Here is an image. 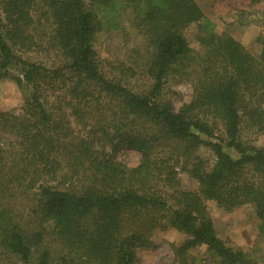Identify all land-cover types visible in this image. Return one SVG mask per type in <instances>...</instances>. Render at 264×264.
Segmentation results:
<instances>
[{"label": "trees", "instance_id": "obj_1", "mask_svg": "<svg viewBox=\"0 0 264 264\" xmlns=\"http://www.w3.org/2000/svg\"><path fill=\"white\" fill-rule=\"evenodd\" d=\"M38 3L53 24L61 67L27 62L14 51L38 47L30 34ZM119 10L130 11L144 37L142 73L152 82L144 93L107 78L94 49L99 32L118 26ZM192 25L200 53L185 35ZM216 27L195 0H0V82L10 75L30 89L19 114L0 111V262L8 256L14 264H135L153 247L156 230L175 229L188 237L173 249L180 264L200 246L219 264H257L217 235L207 202L224 211L251 204L264 221V148L241 135L243 126L264 129V36L256 57ZM13 63L23 67L20 77L10 74ZM112 70L121 78L135 72L125 63ZM173 80L191 81L194 89L178 113L160 98ZM49 91L67 94L78 124L95 120L89 123L96 142L78 138L66 116L48 110ZM209 118L222 123L226 146L240 158L210 143L214 165L196 162L191 171L198 190L164 189L165 181L174 187L172 173L152 166L154 151L172 141L190 158L202 135H213ZM108 144L112 152H139L140 164L117 161Z\"/></svg>", "mask_w": 264, "mask_h": 264}, {"label": "rangeland", "instance_id": "obj_2", "mask_svg": "<svg viewBox=\"0 0 264 264\" xmlns=\"http://www.w3.org/2000/svg\"><path fill=\"white\" fill-rule=\"evenodd\" d=\"M195 2L204 15L215 22L218 34L228 33L252 55L256 57L260 55L262 46L257 40L264 36V0H195ZM46 11L47 8L42 3H38L32 12L33 25L30 34L35 37L38 47L22 51L15 48L14 51L27 62L38 63L53 69L63 66L65 59L53 44L54 27ZM239 20H243L246 24L240 25ZM117 25L113 29L105 28L94 40V49L103 63L102 70L107 78L120 81L134 92L144 93L152 85V82L142 73V66L145 62L143 56L146 57L147 53L144 37L132 24V15L129 10H119ZM196 31L197 26L192 25L186 30L185 35L193 50L200 53L201 48L196 41ZM120 63H125L128 68L135 70L134 76H131L132 72H127V76L121 78L117 72L112 70V67H117ZM22 69L21 65L13 63L10 65L9 72L12 76L20 77ZM29 94L28 86L25 85L20 89L13 77L10 75L4 77L0 82V111L19 114L24 99ZM45 95L48 97V110L56 116H66V120L75 129V135L78 138L96 142L98 134L89 123H94L95 120L88 117V122L78 124L69 108L70 99L64 91L50 92ZM193 95L194 89L191 81L173 80L164 86L160 98L163 101H170L174 111L178 113L190 104ZM122 118L118 117L116 120L115 126L118 129ZM209 124L213 131L212 137L202 135V145L191 154L190 158L184 154L183 145L176 146V143L172 141L163 143L161 145L163 147H158L154 151L152 166L155 168L162 164L165 166V174L168 171L172 173V186L174 187H170L171 184L165 181L161 185L164 189L173 191L177 187L187 191H197L199 183L191 171L196 162H202L204 169L205 167L210 169L214 165L215 155L210 143H220L231 158H240L237 151L226 146L222 123L209 118ZM241 135L246 144L264 148V129L243 126ZM112 148L113 146L108 144L105 149L117 161L131 168L140 164L141 154L139 152L121 146L112 152ZM75 177L76 174L71 171L66 175L69 183H72ZM207 208L217 235L228 246L247 253L249 258L257 264H264V236L261 234L264 221L257 218L253 205L244 204L232 211H224L216 202L208 201ZM187 239L186 234L175 229L156 230L151 237L153 247L141 250L135 264H180L175 258L173 249L184 244ZM1 258L0 264L15 263V259L11 257L2 256ZM188 264H219V260L206 246H200L189 251Z\"/></svg>", "mask_w": 264, "mask_h": 264}]
</instances>
